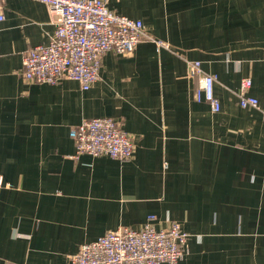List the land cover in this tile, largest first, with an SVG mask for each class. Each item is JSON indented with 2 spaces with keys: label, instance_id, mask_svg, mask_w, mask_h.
Masks as SVG:
<instances>
[{
  "label": "crops",
  "instance_id": "crops-1",
  "mask_svg": "<svg viewBox=\"0 0 264 264\" xmlns=\"http://www.w3.org/2000/svg\"><path fill=\"white\" fill-rule=\"evenodd\" d=\"M156 40L108 51L89 89L27 80L28 49L56 29L45 3L6 0L0 22V264H64L119 227L178 221L179 264H264V0H108ZM216 75L221 109L194 97L189 62ZM110 116L133 156L76 155L70 130ZM167 264V263H162Z\"/></svg>",
  "mask_w": 264,
  "mask_h": 264
},
{
  "label": "built area",
  "instance_id": "built-area-1",
  "mask_svg": "<svg viewBox=\"0 0 264 264\" xmlns=\"http://www.w3.org/2000/svg\"><path fill=\"white\" fill-rule=\"evenodd\" d=\"M47 5L56 29L47 44L28 49L21 73L27 80L57 83L76 80L89 89L100 79L102 56L108 51L131 54L139 42L156 40L141 19L114 11L108 0H37ZM6 0H0V22L5 19ZM189 77H198L194 97L207 101L213 111L221 109L215 94L216 75L206 72L200 60L189 62ZM249 80L239 91L242 107L257 108L264 118V100L246 93ZM76 155H107L122 161L133 156L134 142L120 123L110 116L84 119L70 130ZM189 233L178 221L156 229L148 222L140 229L119 227L82 244L67 254L64 264H179L188 253Z\"/></svg>",
  "mask_w": 264,
  "mask_h": 264
}]
</instances>
